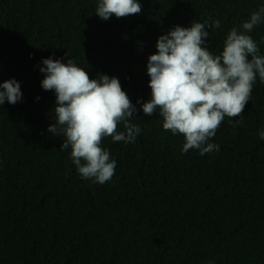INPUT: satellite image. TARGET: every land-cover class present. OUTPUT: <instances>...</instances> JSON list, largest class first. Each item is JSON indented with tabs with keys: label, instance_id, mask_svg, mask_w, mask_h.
<instances>
[{
	"label": "trees",
	"instance_id": "trees-1",
	"mask_svg": "<svg viewBox=\"0 0 264 264\" xmlns=\"http://www.w3.org/2000/svg\"><path fill=\"white\" fill-rule=\"evenodd\" d=\"M98 2L0 0V83L14 78L23 93L0 106V264H264V83L204 156L182 154L183 136L137 104L150 99L146 66L161 35L218 19L206 30L219 55L264 0H139L141 14L107 21ZM249 35L264 56V23ZM49 57L118 78L138 109L134 143H102L117 164L103 185L82 179L47 130L56 96L39 68Z\"/></svg>",
	"mask_w": 264,
	"mask_h": 264
},
{
	"label": "clouds",
	"instance_id": "clouds-1",
	"mask_svg": "<svg viewBox=\"0 0 264 264\" xmlns=\"http://www.w3.org/2000/svg\"><path fill=\"white\" fill-rule=\"evenodd\" d=\"M141 12L139 0H99L95 9V15L104 21ZM261 23L264 7L254 11L240 28L229 31L219 55L209 50L206 30V25L220 28L218 19L210 24L193 21L189 27L177 25L157 39V51L148 57L146 66L151 96L143 103L138 99L137 104L146 117L159 110L163 129L183 136L182 154L190 150L201 156L218 152L219 145L210 141L225 117L230 123L241 117L233 126L242 124L257 78L264 83V56L249 35ZM41 63V87L56 96V119L48 132L63 139L60 150L71 148L72 162L82 179L100 185L111 181L117 164L102 143L105 138L113 143H134L141 133L139 125L131 123L138 109L116 77L98 74L90 78L72 59L65 63L49 57ZM22 97L21 84L14 78L0 83V106L6 101L15 105ZM258 135L264 140V130Z\"/></svg>",
	"mask_w": 264,
	"mask_h": 264
}]
</instances>
